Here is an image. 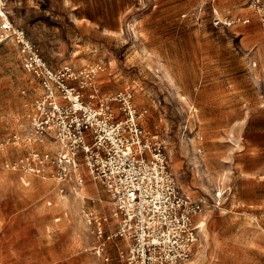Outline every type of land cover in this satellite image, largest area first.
Listing matches in <instances>:
<instances>
[{"label": "rangeland", "instance_id": "1", "mask_svg": "<svg viewBox=\"0 0 264 264\" xmlns=\"http://www.w3.org/2000/svg\"><path fill=\"white\" fill-rule=\"evenodd\" d=\"M248 1L154 0L145 19L133 0L112 1L108 11L119 4L132 8L121 24L115 15L91 16L115 28L101 31L85 26L62 0H41L33 20L43 55L54 60L50 64L82 69L99 63L94 77L99 95L131 93L138 111H145L144 128L164 144L178 190L205 200V224L189 264H264L259 251L264 209L233 204L235 186L240 191L246 185L241 193L247 199L257 197L255 178L244 167L251 161L244 119L248 106L259 102L260 66L253 64L255 46L247 44L241 24L213 23L214 7ZM5 5L8 10L7 0ZM39 90L18 48L0 43V264H58L50 252L57 248L83 264H100L79 207L83 202L99 207L98 197L106 204L102 187L88 179L84 200L70 190L61 196L53 178L5 166L45 146L23 140ZM237 235L246 239H234Z\"/></svg>", "mask_w": 264, "mask_h": 264}, {"label": "built area", "instance_id": "2", "mask_svg": "<svg viewBox=\"0 0 264 264\" xmlns=\"http://www.w3.org/2000/svg\"><path fill=\"white\" fill-rule=\"evenodd\" d=\"M248 5L264 28V0ZM249 21L223 17L213 8L215 25ZM0 42L18 48L23 67L37 80L40 90L23 140L45 145L5 166L53 178L61 196L70 190L84 200L88 179L102 187L106 204L98 197L99 207L84 202L79 207L100 264H189L206 202L178 190L164 144L144 128L145 111H138L131 93L99 95L94 82L99 63L82 69L50 64L10 18L5 0H0Z\"/></svg>", "mask_w": 264, "mask_h": 264}, {"label": "crops", "instance_id": "3", "mask_svg": "<svg viewBox=\"0 0 264 264\" xmlns=\"http://www.w3.org/2000/svg\"><path fill=\"white\" fill-rule=\"evenodd\" d=\"M112 1L120 2L121 0H62L65 7L70 9V13L73 16L79 17L80 19L84 20L85 26H88L90 29L98 28L101 31H113L115 30V28L108 27L106 23L101 20H93L91 19V16L95 14L99 16L115 15L116 19L121 24L122 16L128 14V11L126 10L128 8H132L131 6L129 7V5H127L128 7L126 6L123 8V6L119 4L118 8L116 6L114 11H108V9L112 8ZM153 1L154 0H133V6L136 7L138 16L141 15L142 19H145L144 17H148L150 14H152L153 9L149 10L147 5H152ZM40 2L41 0H7V6L13 22L25 29L28 36L38 44L43 55V44L41 40L38 39L34 34L37 31V28L33 22V20L35 19L34 17L38 12L37 6H40ZM214 8L218 11L219 15L223 17H226L228 15H241L250 17V21L248 23H235L233 25H242V31L244 33L247 44H253L255 46L253 57L256 60H253V64H256V62H258L260 66L259 102L257 104L248 106V115L244 119L246 128H248L249 132L245 137V142L248 148V157L251 159V161L244 163V167L246 168V171H248L247 175L255 178L254 184L257 185L255 188V191H257V197L256 199H247L241 193V190L244 192L246 185H240V191H238L239 189H237V187L235 186V191L233 192V194L235 195L236 200L233 201V204L236 207H241L242 209L246 206L264 209V190L262 187H260V185H264V28L261 26L256 13L248 5V2L245 6L237 5L234 6V8H222V10H219L216 7ZM138 9L141 12H139ZM95 10H97V12L99 10V12L95 13ZM119 23L116 25L118 26ZM252 23L255 24L251 25ZM95 25L96 27H92ZM44 57L47 60L54 62L52 58H49L48 56ZM21 178L24 179L23 175H21ZM240 236L244 235H237V237L234 239H246V237ZM262 236L261 239L263 240V244H260L259 251L262 255H264V234ZM241 244L244 243H238L237 246L240 247ZM52 250L53 251H50L51 262H53L54 260H61V263L58 264H83L82 261H80V259L78 258L71 259L66 255H59L58 248L56 250ZM60 250L63 251L62 249Z\"/></svg>", "mask_w": 264, "mask_h": 264}, {"label": "bare ground", "instance_id": "4", "mask_svg": "<svg viewBox=\"0 0 264 264\" xmlns=\"http://www.w3.org/2000/svg\"><path fill=\"white\" fill-rule=\"evenodd\" d=\"M132 30V29H131ZM217 190V189H216ZM75 193V192H74ZM65 195V194H64ZM63 199H64V197H63Z\"/></svg>", "mask_w": 264, "mask_h": 264}]
</instances>
